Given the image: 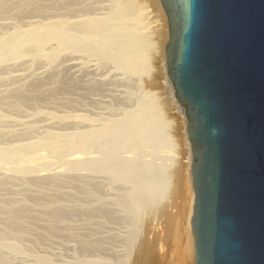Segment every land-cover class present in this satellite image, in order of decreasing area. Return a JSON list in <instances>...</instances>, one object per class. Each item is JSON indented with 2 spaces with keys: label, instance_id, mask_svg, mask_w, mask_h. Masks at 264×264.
Returning <instances> with one entry per match:
<instances>
[{
  "label": "rangeland",
  "instance_id": "rangeland-1",
  "mask_svg": "<svg viewBox=\"0 0 264 264\" xmlns=\"http://www.w3.org/2000/svg\"><path fill=\"white\" fill-rule=\"evenodd\" d=\"M121 1L0 0V152L16 154L0 163V264L169 262L174 189L155 205L146 187H163L169 141L173 163L190 172L186 118L167 79L164 49L151 53L146 73L140 49L122 48L127 24L111 22L120 27L104 54L85 40L87 20L110 18ZM138 1L150 21L161 18L159 0ZM150 92L166 124L145 113ZM117 128L133 135L113 153L105 132ZM143 135L152 152L144 144L133 155ZM19 151L45 158L30 170ZM190 246L188 264H195Z\"/></svg>",
  "mask_w": 264,
  "mask_h": 264
},
{
  "label": "water",
  "instance_id": "water-1",
  "mask_svg": "<svg viewBox=\"0 0 264 264\" xmlns=\"http://www.w3.org/2000/svg\"><path fill=\"white\" fill-rule=\"evenodd\" d=\"M193 158L195 264H264V0H159Z\"/></svg>",
  "mask_w": 264,
  "mask_h": 264
},
{
  "label": "bare ground",
  "instance_id": "bare-ground-1",
  "mask_svg": "<svg viewBox=\"0 0 264 264\" xmlns=\"http://www.w3.org/2000/svg\"><path fill=\"white\" fill-rule=\"evenodd\" d=\"M157 3L161 12V18L158 19L155 18L154 20L150 21L149 20L150 12L149 10L146 9L143 3H140L138 0H125V1H121V3L119 2L117 8L115 9L114 14L110 18L87 20V22L84 24V30L88 31L89 36H87V38L91 41H89L86 37L85 40H87L88 42H93L96 45L95 46L96 50L104 54L106 50L110 49L113 45V42L110 40L111 34L114 32V30L120 27V26L116 27V25L112 24L111 22L115 19L118 20L119 23L122 22L127 24L125 25V32L128 35V41L126 42V44L123 45L122 48L126 53H131L135 49L139 48L141 61L147 69L146 73H148L150 71V65H151L149 64L151 62L150 61L151 53L153 51H156V49H160V50L164 49L163 47H165L164 45L167 39L165 37L166 36L165 34H168L165 33L166 31H168V29L165 31V28L167 27V21H166L167 19L166 17H164L165 15L163 14L159 1ZM110 23L112 24L110 28L111 31L107 30V26ZM55 31H56L55 28L46 29L45 31H43L45 32L44 38L54 34ZM155 34L156 36H158V38L156 37V41L153 40L155 38L154 36ZM164 37L165 39H163ZM150 94L152 97V102L150 103L151 106L149 108L147 107L145 113L148 116H150L157 124H166L164 121L165 119L163 117L161 108L158 106L157 97L155 96V93L150 92ZM180 110L182 113H184L183 108H180ZM128 135H133V132H130L125 128H117L112 131L105 132V136L111 138V142H112L111 148L113 153L116 152L119 144L125 143L127 141ZM87 141L90 143V139H88V137H87ZM146 142H148V139L145 135L136 136L134 147L132 149L133 155L138 154L137 152H140V150L142 149V145H144ZM145 145L146 147H148L147 149H149V152H152L150 147V145L152 144L148 143ZM83 147H84V143H83ZM144 148L145 147H143V150ZM167 148H168L167 150H169L168 156H170V159L169 157L167 159H169V161L171 162L170 163L168 161L164 162L165 166L164 168L162 167L160 171V174L162 172V174L166 176V180L163 182V187H161L160 189L158 188L157 190L155 189L156 187L155 184L152 186H147L146 195L148 196L149 200L151 202H154L156 205L158 204L159 195L162 194L163 195L162 197L166 198L167 194L169 193V189L171 188V186L173 187L174 189L173 193L175 199L170 202V205L174 209V214H172L171 212V218L173 220L172 226H173L174 238L176 240L175 243L176 246L174 245L173 242L175 248H173L172 251L170 250L172 253L167 254L168 257L170 255V259L169 262L167 261L168 263L164 262V264L165 263L175 264V262H177V264H188L189 263L188 260H190L189 252H190L191 244L193 246L194 259H195L194 238L191 230L194 192L192 190L190 191L189 190L190 188L188 186L189 183H192L191 172L189 171L186 172V169L181 164L173 163V159L171 158H173L174 155L175 144L172 141L171 142L169 141V145L167 146ZM189 151H190V147H189ZM49 152L56 153L57 151L50 147ZM18 155H20V161L24 163L25 166L30 170L34 168L35 163L37 161L40 162L42 161L43 158H45V154L42 152L39 154L37 153L35 156L30 158L24 155V153L21 151H19ZM14 156H16V154H8V153L0 152V163L1 162L8 163L14 158ZM187 159H188L187 167H191V163L193 160L191 153L189 154ZM170 167H173L174 171H170L169 170ZM108 169L112 170V172H114L115 174H118L116 171H114L113 168L108 167ZM167 170H169L170 173ZM188 174H190V176ZM139 207H140L139 204L134 205V209L138 208L137 209L138 211L140 210Z\"/></svg>",
  "mask_w": 264,
  "mask_h": 264
}]
</instances>
